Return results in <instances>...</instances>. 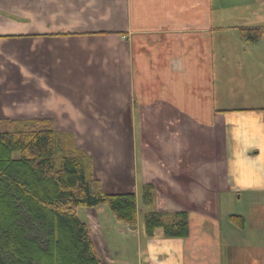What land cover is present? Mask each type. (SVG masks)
<instances>
[{"label":"crops","instance_id":"crops-1","mask_svg":"<svg viewBox=\"0 0 264 264\" xmlns=\"http://www.w3.org/2000/svg\"><path fill=\"white\" fill-rule=\"evenodd\" d=\"M212 2L0 0V120L51 119L104 191L134 193L135 229L113 218L133 264H264V0ZM149 212H185L187 235L148 236Z\"/></svg>","mask_w":264,"mask_h":264},{"label":"trees","instance_id":"trees-1","mask_svg":"<svg viewBox=\"0 0 264 264\" xmlns=\"http://www.w3.org/2000/svg\"><path fill=\"white\" fill-rule=\"evenodd\" d=\"M262 34L258 29L240 32L246 43ZM91 164L49 118L0 120V264H103L76 215L79 206L104 205L117 223L135 229L134 193L104 191ZM228 219L243 226L240 216ZM156 228L165 237L183 238L186 213L144 215L145 233L150 236Z\"/></svg>","mask_w":264,"mask_h":264},{"label":"rangeland","instance_id":"rangeland-1","mask_svg":"<svg viewBox=\"0 0 264 264\" xmlns=\"http://www.w3.org/2000/svg\"><path fill=\"white\" fill-rule=\"evenodd\" d=\"M220 0H213L212 2V10H216L219 8ZM230 5L234 3V0H228ZM223 6V9L228 10L232 6ZM233 9V8H232ZM235 10V9H234ZM264 39V37H263ZM264 54V52H261ZM261 70L264 72V62L261 63ZM264 74V73H263ZM256 84L260 86H256L253 88L254 96L259 99L260 101L263 102L262 105H264V75H259L254 81ZM239 100V98H236ZM247 99L245 98V102L243 103H238L237 105H247L248 103L246 102ZM56 130V129H55ZM94 133H102L101 130H92ZM59 134H61V137L64 136L66 133L62 132V130H57ZM63 134V135H62ZM92 162V161H91ZM91 170H92V164H91ZM154 182H149L145 184V189L141 192V196L144 197V202L148 201V198L150 195H154ZM151 189V190H149ZM144 195V196H143ZM139 199V198H138ZM101 205H98L97 209H94L95 207H82L79 206L77 207L76 215L77 217L81 220L84 221L86 224V227L88 229V234L90 237H92L96 249L99 252L100 257L103 258L101 253H106L108 258L104 256L103 259L108 261L109 264L111 263H116V264H133L130 253L131 251H135L136 247L133 248V243L132 241H127L125 234L120 233L119 230L117 229V223H115L113 217L110 215V213L104 209L106 212L103 214L99 215H94L93 212H100V208H102ZM104 208V207H103ZM241 203L239 204V207H237L234 204H229L228 206L224 207L225 213H228V215H241L240 210H241ZM98 219V220H97ZM228 218H226L227 220ZM100 221V223H99ZM223 223V222H222ZM221 223V224H222ZM232 223V222H231ZM233 224V223H232ZM236 226L235 224H233ZM237 227V226H236ZM222 233H224V227H221ZM103 236V237H102ZM224 237L225 235L222 234V242L224 243ZM111 250H119L118 255L116 257H112ZM111 254V255H110ZM128 257V258H127ZM104 260V261H105ZM135 262V261H134Z\"/></svg>","mask_w":264,"mask_h":264}]
</instances>
